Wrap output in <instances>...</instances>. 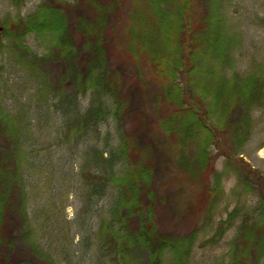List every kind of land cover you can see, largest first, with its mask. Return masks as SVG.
Here are the masks:
<instances>
[{"label":"trees","instance_id":"1","mask_svg":"<svg viewBox=\"0 0 264 264\" xmlns=\"http://www.w3.org/2000/svg\"><path fill=\"white\" fill-rule=\"evenodd\" d=\"M12 1L20 5L26 0ZM211 4L209 0L200 7L192 23V0H40L34 13L12 28L5 25V35L11 34L33 58L37 70L51 73L45 64H56L58 84L53 87L61 90L68 114L73 97L90 95L86 108L75 112L72 128L81 133L108 118L116 123L120 142L109 151L107 164L114 167L121 161L125 168L108 175L119 193L112 216L103 224L116 264H162L166 251H175L180 259L190 237L159 227L158 209L165 203L159 192L165 184L156 179L159 164L165 161L184 173L181 182L191 186L196 207H207L222 191L211 148L224 151L223 133L232 141L233 153L223 152L228 163L257 194L256 208L244 215L231 243L230 263L264 262V174L250 167L239 151L235 155L246 137L247 99L253 96L255 78L247 79L240 93L220 106L236 79L221 78L205 64V56L222 57L226 48ZM123 16L128 25L122 29ZM28 33L51 36V52L38 56L22 45ZM119 42L124 52L117 49ZM131 65L135 70L124 75ZM148 98L152 104L146 105ZM20 150L21 134L12 120V195L0 200V247L12 239L13 248L14 229L26 222ZM175 179L171 182L178 184L180 176ZM11 199L12 228L5 213ZM231 221L232 216L221 221L219 229L228 228Z\"/></svg>","mask_w":264,"mask_h":264},{"label":"rangeland","instance_id":"2","mask_svg":"<svg viewBox=\"0 0 264 264\" xmlns=\"http://www.w3.org/2000/svg\"><path fill=\"white\" fill-rule=\"evenodd\" d=\"M208 1L192 0V23ZM211 1L226 48L222 57L210 54L204 61L221 78L236 79L222 95L221 107L240 93L247 79L255 78L253 96L247 99L246 137L235 155L239 151L250 167L264 174V0ZM39 3L26 0L16 5L12 0H0V200L12 195V120L22 138L26 195V222L15 227L13 248L12 239L0 247V264H116V255L107 243L109 231L103 228L119 193L108 175L113 170L123 173L125 168L121 161L114 167L107 164L109 151L120 142L116 123L108 118L81 133L72 128L75 112L86 108L90 95L73 97L72 113L68 114L61 90L53 87L58 84L56 64H45L51 73L37 70L33 58L14 43L11 34L5 35L6 23L12 28L14 22L34 13ZM130 7L129 1L126 10ZM127 25L123 16L122 29ZM21 43L43 56L51 52L54 40L47 34L28 33ZM117 49L125 51L122 42ZM132 70V65L124 68V75ZM221 144L226 146L224 151L215 145L211 149L216 154L215 173L222 176V191L204 208L198 203L196 207L191 186L181 182L184 173L165 161L164 166L159 164L156 179L165 184L161 182L164 186L159 190L165 196L158 209L159 227L190 237L180 259L175 251H166L162 264H231V243L244 215L256 208L257 194L223 154L233 153L231 138L225 133ZM175 176H180L178 184L171 182ZM8 204L11 208L5 213L11 227L12 199ZM229 216L230 226L220 230V222Z\"/></svg>","mask_w":264,"mask_h":264}]
</instances>
